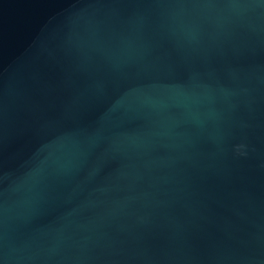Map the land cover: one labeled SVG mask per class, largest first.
Wrapping results in <instances>:
<instances>
[{"label": "water", "instance_id": "obj_1", "mask_svg": "<svg viewBox=\"0 0 264 264\" xmlns=\"http://www.w3.org/2000/svg\"><path fill=\"white\" fill-rule=\"evenodd\" d=\"M0 264H264V0H0Z\"/></svg>", "mask_w": 264, "mask_h": 264}]
</instances>
